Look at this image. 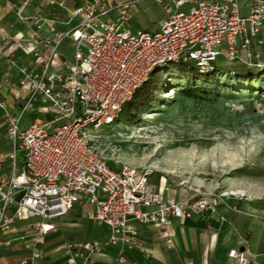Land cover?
I'll list each match as a JSON object with an SVG mask.
<instances>
[{"label": "built area", "instance_id": "1", "mask_svg": "<svg viewBox=\"0 0 264 264\" xmlns=\"http://www.w3.org/2000/svg\"><path fill=\"white\" fill-rule=\"evenodd\" d=\"M29 1L17 9L21 20L31 19L21 16ZM139 1L85 0L72 10L66 31H57L55 20L33 19L37 30L45 24L50 35L36 33L24 49L37 69H23L21 86L28 93L19 112L8 118L9 147L0 151V233L17 222L35 220L24 242L30 254L20 264H41L36 247L55 230L54 219L82 196L93 206L87 218L106 227L108 237L105 242L65 243V264H93L92 257L106 244L136 246L129 220L166 232L173 219L214 203L163 200L147 172L111 167L91 131L116 124L124 105L154 70L192 64L209 72L218 57L264 67V0H155L170 15L153 32L128 27V7ZM29 112L36 116L22 126ZM9 244L0 241V248ZM228 255L238 264L249 263L244 251L232 249Z\"/></svg>", "mask_w": 264, "mask_h": 264}, {"label": "rangeland", "instance_id": "2", "mask_svg": "<svg viewBox=\"0 0 264 264\" xmlns=\"http://www.w3.org/2000/svg\"><path fill=\"white\" fill-rule=\"evenodd\" d=\"M143 1L153 5L140 8L138 22L155 31L152 20L166 14L155 0ZM261 54L264 63V47ZM215 66L207 76L178 65L162 69L147 97L130 101L119 125L91 131L106 162L147 172L163 194L189 204L234 196L264 202V67L223 57ZM172 89L174 96L166 97Z\"/></svg>", "mask_w": 264, "mask_h": 264}, {"label": "crops", "instance_id": "3", "mask_svg": "<svg viewBox=\"0 0 264 264\" xmlns=\"http://www.w3.org/2000/svg\"><path fill=\"white\" fill-rule=\"evenodd\" d=\"M24 0H0V151L8 150L6 127L9 116L16 115L28 91L21 86L23 69H37L31 55L24 52L28 42L39 34L50 33L42 24L37 30L33 19H51L57 22V31H66L67 20L74 8L85 0H30L22 9L21 20L17 9ZM113 1V0H109ZM125 2L126 0H117ZM168 2L170 0H167ZM153 5L140 0L130 5L131 18L128 27L132 31H150L139 24L140 8ZM158 4V3H157ZM159 5V4H158ZM166 17L153 19L155 28L158 21L169 17L170 12L162 6ZM146 10V9H145ZM116 13L111 15V18ZM264 47V46H262ZM261 47V53H262ZM36 114L26 113L22 126L28 124ZM163 200L185 203L184 199L163 194ZM260 201V202H259ZM264 201V200H262ZM215 206L188 217L173 219L166 232L153 225L129 220L128 229L136 231V246L104 245L100 254L92 257L93 264H238L229 257V251H244L248 264H264V202L251 196H234L215 200ZM93 210L85 197L66 214L54 219L55 230L36 248L41 252V264H65L62 247L67 242L94 240L105 242L108 230L87 218ZM34 219L17 222L11 231L0 233V241H9V246L0 248V264H20L29 256L24 248ZM170 235V242L167 236ZM23 238V239H22ZM122 258V263L118 262Z\"/></svg>", "mask_w": 264, "mask_h": 264}, {"label": "trees", "instance_id": "4", "mask_svg": "<svg viewBox=\"0 0 264 264\" xmlns=\"http://www.w3.org/2000/svg\"><path fill=\"white\" fill-rule=\"evenodd\" d=\"M170 66H168V68ZM178 66L183 67L185 70H187V72L193 70L199 76H207L208 74H211L212 72H217L218 71V67L215 66V63L212 65L213 66V69L212 70H210L209 72H202V73L199 72L198 69L194 65H192V64H178ZM225 66L229 67L228 64H225ZM161 70L162 69L154 70L150 74L149 78L135 92V94L133 95V97L124 105V107L121 110V113H120L121 116H119L118 121L121 120L123 117L125 118L130 113V108L128 106L131 105V102H130L131 100H138V99L139 100H143V99H145L147 97V94L149 93L150 87H152L153 85H155L156 82H158V80L160 79ZM156 71H158V72H156ZM224 75H225V73H224ZM238 76L246 79L244 81H247L248 80L247 78H248L249 75L240 74ZM254 78L257 79V76L255 74L252 75L251 79H254ZM196 82H200V81L198 80ZM248 89L249 88H244L242 91H248ZM255 91H257V90L255 89ZM255 91H253V92H255ZM124 122H125V123H123L124 125H128L129 120H124Z\"/></svg>", "mask_w": 264, "mask_h": 264}, {"label": "bare ground", "instance_id": "5", "mask_svg": "<svg viewBox=\"0 0 264 264\" xmlns=\"http://www.w3.org/2000/svg\"><path fill=\"white\" fill-rule=\"evenodd\" d=\"M177 90H175V89H172V92H171V94H169V95H167L166 97H171V96H174V94H175V92H176ZM242 93H245L246 94V92H242ZM241 93V94H242ZM120 123H117L116 125H119ZM125 126V125H124ZM97 131H99V130H97ZM97 131H95V132H97ZM94 136V135H93ZM96 136V135H95ZM231 194H233V193H231Z\"/></svg>", "mask_w": 264, "mask_h": 264}]
</instances>
